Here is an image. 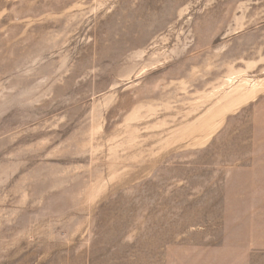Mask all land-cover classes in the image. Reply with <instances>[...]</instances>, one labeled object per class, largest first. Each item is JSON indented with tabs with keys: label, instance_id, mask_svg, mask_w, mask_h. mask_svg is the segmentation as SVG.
<instances>
[{
	"label": "rangeland",
	"instance_id": "1",
	"mask_svg": "<svg viewBox=\"0 0 264 264\" xmlns=\"http://www.w3.org/2000/svg\"><path fill=\"white\" fill-rule=\"evenodd\" d=\"M0 264H264V0H0Z\"/></svg>",
	"mask_w": 264,
	"mask_h": 264
}]
</instances>
